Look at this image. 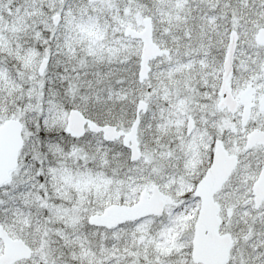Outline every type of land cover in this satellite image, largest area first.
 Listing matches in <instances>:
<instances>
[{"label": "snow or ice", "instance_id": "1", "mask_svg": "<svg viewBox=\"0 0 264 264\" xmlns=\"http://www.w3.org/2000/svg\"><path fill=\"white\" fill-rule=\"evenodd\" d=\"M0 264H264V0H0Z\"/></svg>", "mask_w": 264, "mask_h": 264}]
</instances>
